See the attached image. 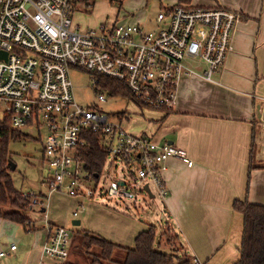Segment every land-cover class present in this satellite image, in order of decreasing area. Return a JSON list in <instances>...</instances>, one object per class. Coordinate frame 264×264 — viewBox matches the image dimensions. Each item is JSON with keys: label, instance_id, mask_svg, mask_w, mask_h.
Returning <instances> with one entry per match:
<instances>
[{"label": "built area", "instance_id": "1", "mask_svg": "<svg viewBox=\"0 0 264 264\" xmlns=\"http://www.w3.org/2000/svg\"><path fill=\"white\" fill-rule=\"evenodd\" d=\"M79 3L88 9L94 6L89 0H0V112L4 114L0 121L8 120L19 132L38 136L46 132L43 152L48 173L41 181L45 193L25 189L22 194L31 200L29 211L44 209L50 236L43 252L59 264L70 256L71 232L64 225L50 224L45 211L49 193L61 191L87 200L115 196L137 204L136 187L156 196L155 186L163 198L168 195L163 172L170 158L193 164L187 149L129 131L119 112L111 118L79 103L71 69L88 70L96 86L98 74L124 83L134 105L172 111L182 78L217 81L216 74L234 49L241 20L239 11L225 6L177 3L159 10L156 29L123 19L82 28L73 18ZM202 63L205 67L198 70ZM97 94L100 101H107L101 90ZM86 131L105 134L107 163L111 161L112 168L117 169L119 161L136 167L130 183L112 178L100 188L89 184L99 182L102 175L93 177L80 159ZM16 247L13 243L10 248ZM7 254L0 251V257Z\"/></svg>", "mask_w": 264, "mask_h": 264}, {"label": "crops", "instance_id": "2", "mask_svg": "<svg viewBox=\"0 0 264 264\" xmlns=\"http://www.w3.org/2000/svg\"><path fill=\"white\" fill-rule=\"evenodd\" d=\"M167 1L225 6L239 11L241 20L234 49L216 74V82L199 76L182 78L172 111L128 101L131 105L120 112L129 131L183 147L194 160L191 166L179 158L168 160L163 172L169 191L162 197L165 215L153 222L130 208L123 209L119 202L87 200L61 191L49 193L45 211L51 225L68 228L65 222L70 215L75 230H89L127 247L134 246L136 236L150 224L158 232L171 225L179 243L167 246V238L160 240L157 234L161 250L187 252L199 264H235L241 256L244 215L234 209V202L264 204V0ZM118 15L114 18L126 20ZM133 125L144 129L136 132ZM42 210L30 211L25 224L0 216V251L8 252L0 257V264H59L43 252L50 229ZM78 220L80 224L74 223ZM13 243L15 249L10 248ZM72 255L66 261L73 260Z\"/></svg>", "mask_w": 264, "mask_h": 264}, {"label": "trees", "instance_id": "3", "mask_svg": "<svg viewBox=\"0 0 264 264\" xmlns=\"http://www.w3.org/2000/svg\"><path fill=\"white\" fill-rule=\"evenodd\" d=\"M97 77L99 80L97 86L100 84L116 96L133 97L124 83L100 74ZM21 135L23 133L14 130L8 120L0 121V216L25 224L30 217L24 209L29 208L31 200L24 197L21 190L15 186L10 171L12 165L9 163L10 141ZM85 137L87 143L82 149L80 159L90 174L98 178L102 175L109 156L104 141L105 134L86 131ZM234 209L244 215L241 256L235 264H264V204L237 199L234 202ZM164 229L168 245L176 246L179 237L173 231L170 232L171 225L164 226ZM76 232L79 236V243H76L78 254L86 256L87 264H199L187 252L177 254L161 250L158 247L160 242H157V226L154 224H150L136 236L132 247L119 245L88 230ZM116 252L119 257L116 256ZM64 264L80 263L68 260Z\"/></svg>", "mask_w": 264, "mask_h": 264}, {"label": "rangeland", "instance_id": "4", "mask_svg": "<svg viewBox=\"0 0 264 264\" xmlns=\"http://www.w3.org/2000/svg\"><path fill=\"white\" fill-rule=\"evenodd\" d=\"M94 3L92 9H88L83 3H79L73 13V18L75 23H80L82 26H98L101 22L111 21L115 19L114 17L118 15L119 18H126V20H137L144 23L148 29L158 28V21L156 20L157 14L161 8H167L174 6L167 0H89ZM166 5L161 7L162 5ZM190 5V4H189ZM195 6V5H194ZM133 14V15H132ZM125 16V17H124ZM133 17V18H132ZM99 24H96L98 23ZM96 24V25H95ZM83 28V27H82ZM205 65L202 63L198 67V70H202ZM71 78L74 84V94L79 103L83 106H90L97 110H102L107 113L111 118L116 117L117 112L125 110L128 105H131L129 97L126 96H116L111 93L110 90L100 86L95 85V81L92 78V74L85 69L81 68H72L71 69ZM101 90L107 97V101L102 102L98 99L97 90ZM177 105V104H176ZM3 112H0V118L3 117ZM135 123V122H134ZM132 130L136 132H141L144 129V126L136 127L133 125ZM19 138L10 141L9 149L11 151L10 157L12 165H15V168H11V174L14 180L15 186L21 190L23 189H42L41 181L44 176L48 173V166L44 158L43 152V142L46 139V132L42 131L41 136H38L36 132L25 131L22 132ZM193 160V159H192ZM194 164V160H193ZM192 164V165H193ZM111 161H108L104 173L101 176L99 182L92 180L89 184L92 186L98 185V187H103L109 182L112 178H117L127 181L130 183L132 178V173L137 172L136 167L129 166L121 161L117 169L112 168ZM107 171H110L108 173ZM153 191L156 193L155 197H151L146 191L140 190L139 187H136L135 191L140 194L139 202L136 204L129 200H123L119 197H108L99 198L104 202H109L114 204L116 202L124 205L122 208H130L136 212L139 216H145L150 218L153 222H160L164 214V202L162 196L157 192L155 186H153ZM11 208V206H6ZM35 207L32 208L34 210ZM23 211V209L21 208ZM27 215L29 216L30 211L24 209ZM30 217V216H29ZM147 220V218H144ZM28 223V221L26 222ZM70 215H67L65 224L68 226V229L71 232L70 238V257L74 254V261L79 262L80 264H87V258L84 255L78 254L79 251L76 243H79V236L77 235V228L71 226ZM89 231V230H88ZM91 232V231H90ZM171 232V230H170ZM94 233V232H93ZM166 231L164 228L158 232V239L165 238ZM168 245V242L166 244ZM173 247V246H171ZM171 252V251H166ZM116 256H118L116 252ZM119 257V256H118ZM121 258V257H120Z\"/></svg>", "mask_w": 264, "mask_h": 264}, {"label": "water", "instance_id": "5", "mask_svg": "<svg viewBox=\"0 0 264 264\" xmlns=\"http://www.w3.org/2000/svg\"><path fill=\"white\" fill-rule=\"evenodd\" d=\"M10 163V165H12V161H10L9 162ZM15 168V165H12V169H14ZM146 189H148L149 191H150V188H149V186L148 185H146V187H145ZM151 193V192H150ZM151 196L152 197H155V195L154 194H151ZM80 220H78L77 222H74V223H76V224H80Z\"/></svg>", "mask_w": 264, "mask_h": 264}]
</instances>
